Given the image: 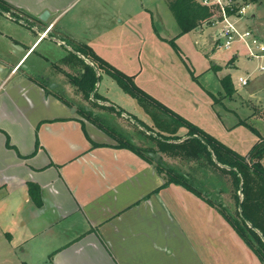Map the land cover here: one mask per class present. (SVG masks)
<instances>
[{"label":"crops","instance_id":"crops-1","mask_svg":"<svg viewBox=\"0 0 264 264\" xmlns=\"http://www.w3.org/2000/svg\"><path fill=\"white\" fill-rule=\"evenodd\" d=\"M4 1L19 15L16 18L0 11L12 21L25 24L26 17L35 21L28 26L35 38L28 44L13 34L5 35L10 49L0 48V264H261L218 208L209 204L210 194L197 196L182 185H164L165 179L153 163L119 146L94 120L85 118L76 103L62 94L63 86L53 89L65 79L62 71L71 72L60 60L75 44L50 39L55 46L66 48L50 70L26 63L44 41L46 33L39 26L48 21L51 28L58 26L62 38L88 44L102 59L133 77L141 89L217 138L210 130L212 122L206 121L208 116H216L207 94L211 90L198 89L203 101L192 100V96L176 94L170 83L161 87L153 78L157 93L145 80L151 74L159 76L157 66L150 62L141 65L137 54L132 64L120 67L98 50L96 43L110 47L113 38L125 37L126 32H146L148 21L161 37L154 17L168 21L165 13H172L167 1ZM45 11L49 14L42 20L40 15ZM172 28V36H165L174 40L179 28ZM174 43L178 47L176 62L180 55H187ZM163 44L172 47L168 41ZM4 54L10 64L3 61ZM38 58L48 59L42 52ZM167 63L162 67L167 68ZM191 72L193 82L195 74ZM99 73L107 74L97 71L99 79L93 92L101 86ZM221 78V89L216 91L223 89ZM231 80L239 88L232 76ZM54 81L57 84L50 88ZM102 87L100 93L108 96L106 80ZM123 92L128 105L138 109V102ZM146 115L150 119L147 123L136 116L137 120L151 126L152 117ZM180 131L185 134L186 128ZM143 134H137L136 144L156 146ZM28 183L39 187L38 202L30 196ZM215 194L220 200L225 192L219 195L216 188Z\"/></svg>","mask_w":264,"mask_h":264},{"label":"rangeland","instance_id":"rangeland-1","mask_svg":"<svg viewBox=\"0 0 264 264\" xmlns=\"http://www.w3.org/2000/svg\"><path fill=\"white\" fill-rule=\"evenodd\" d=\"M165 15L168 19L165 23L160 21L159 17H154V27L163 37H158V34L150 28L148 21L145 22V25H147L146 32H126L125 37L113 38L110 47L103 43V48L101 42L96 43L98 44V50H103V55L114 64H119L120 67H127L132 64L137 54L141 56L142 61H139L141 65H144L143 62H146V65L150 62L154 64L153 66H157V73L159 76L151 74L152 77L147 76L145 78V80L150 83V88L155 92H157V90L153 88V78L156 79L157 84L161 85V87L165 86L166 83H170L171 87L177 91L176 94H182L185 97L192 96V100H202L203 96H198L197 94L198 89L201 90V88L204 87L211 90L208 91L207 94L213 109L216 111L215 117L217 119L209 116L206 119L208 123L212 122L210 130L212 128L219 140L238 153L243 154L247 152V149L251 147L255 140L256 142L258 141V137L251 129L243 125L240 126V124L237 123L240 119H247V121L261 133V138H264V70H258L259 65L264 64V59H251L247 57L243 46L238 43H235L231 49L215 47L213 44L215 29L208 24L212 18L216 17V13H214L210 19L208 18L202 21L197 20V25L192 30L184 34H179L178 37L176 36L177 38H174L179 46V50L187 55H180V59L176 56L178 60L175 62L174 58L175 55H177L176 49L163 43L169 42L168 39H170V37L168 38L166 36H172V27L173 25L175 27L177 24H175L173 14L165 13ZM23 19L28 21L29 26L35 24V21H32L28 17ZM240 23L242 28H248L264 39V0L258 4L249 3L245 13H243V17L240 19ZM39 28L44 34L46 33L43 39L44 41L39 44L38 48H36L37 50L35 49L26 63H38L40 66L50 70L51 67H53V63H55V59L59 58L66 50V48L62 46H55V43L50 40L53 37L65 41L68 45L83 43L79 39L62 38L60 36L62 31L60 32L58 26L51 28V23L48 21L43 22ZM12 34L22 38L28 44L35 38V34L30 27L19 21H12V18H8L0 13V48H2V50L10 49L8 46V38L4 37L5 35L11 36ZM96 40L98 39H94V41ZM170 40L173 39L171 38ZM125 51H127L125 54L122 53ZM214 51L215 53L213 54ZM40 52L47 55V61L38 58ZM2 56L4 59L3 61L10 64L8 56L5 54ZM158 59H161L162 62L158 63ZM167 59H169V63H167ZM105 60L112 64L107 59ZM164 63H167V68L162 67ZM183 63L186 67L189 66L191 71L194 72L195 75L192 76L193 82H191L190 78V75L193 73L189 68V70H187ZM159 64H161V67H158ZM152 70L151 68V72ZM228 72L231 73L235 84L239 87H234L235 92L230 97L225 95L224 89L216 91L218 88L221 89L219 79L228 74ZM99 74L102 79L101 86L98 87L97 91L90 93L89 98H85L79 92L74 91L72 86L67 83L66 77L53 89L61 90V86H63L62 94H64L65 97H70L69 99L74 101L80 110L82 106L85 107L88 113V116L84 114L85 118L93 120L94 117L104 125V127L116 134L118 138L120 137L121 139L122 137V139H124L126 137H131L136 142L137 134H141L143 129L136 125L134 121H136L138 117L147 123L150 119L149 116L146 115V110L139 103L138 107L140 109H134L132 106L128 105L129 99L126 98L127 96L125 93L119 89L115 80L108 74ZM241 79H247L246 84H242ZM105 80L108 82L109 89L107 95H110V97L100 93L102 92L101 90H103L102 82ZM51 84L57 83L54 81ZM147 85L149 86V84ZM146 116H148V118ZM236 126H238V128ZM151 127L157 128L153 123ZM143 133L147 134L146 132ZM145 134L143 135L147 136ZM177 134L181 136V138L186 136L184 132L180 130L177 131ZM115 138L117 137L115 136ZM115 138L113 139L116 142L120 140ZM151 143L154 142L151 141ZM157 154L163 162L174 168L180 169V171L182 170V172L189 173L194 179L198 175L197 177L199 180L195 181V183L200 188L202 194L206 195L209 193L211 196L214 194L215 184L214 181L211 182L210 178L212 175L216 176V173L212 168L208 166L207 170L204 166H202L203 168L198 166L200 161L172 157L164 153ZM203 161L201 162L203 163ZM200 181H205V183H201ZM226 181V184H228V186L230 185V188L225 192L223 200L225 203H229L230 201L233 203V186H231L229 177H227ZM217 200L218 198L216 197L215 201ZM232 203L231 205L233 206Z\"/></svg>","mask_w":264,"mask_h":264},{"label":"trees","instance_id":"trees-1","mask_svg":"<svg viewBox=\"0 0 264 264\" xmlns=\"http://www.w3.org/2000/svg\"><path fill=\"white\" fill-rule=\"evenodd\" d=\"M166 1L178 25L179 34L187 33L197 25V20L210 19L216 12L215 8L202 5L199 0ZM240 1L258 4L262 0ZM13 8L4 0H0L1 12L9 13L11 16L19 18V15L12 11ZM24 22L29 26L28 21L25 20ZM169 42L178 51L174 40H169ZM60 63L70 66L71 72L65 70L62 72H64L68 82L85 98H89L90 93L95 90L99 79L97 71L102 70L110 75L123 91L132 96L150 114L153 125L157 128L148 126L139 120H136V122L143 128L141 133L153 132L144 134L147 135L145 136L147 142L150 140L155 141L156 146L136 144L131 137L124 139L121 137L120 139L96 118L93 117V120L108 135L113 138L116 136L117 138L115 139H120L117 140L119 146L128 147L146 161L153 163L156 170L164 177V185L176 183L197 196H203L200 188L195 183V181L199 180L198 175L194 179L189 173L182 172V170L174 168L161 159L155 161L149 155L150 152L200 161L198 166H204L207 170L208 166L212 168L216 173V176L212 175L210 178L211 182L214 181L215 192L208 200L209 204L218 208V211L237 235L256 254L261 264H264V165L262 163L264 158V138H261V133L247 119H240L237 124L251 129L257 135L258 141L251 146L247 154H240L152 97L136 85L133 77L106 62L88 44H75L68 55L60 60ZM221 83L225 95L228 97L232 96L235 88L230 74L223 76ZM60 98L68 103L63 96ZM81 110L82 113L88 116L84 106H82ZM180 128H186V136L184 138L177 134ZM227 177L230 178L231 186H233V203L232 201L225 203L223 199L215 201L216 188L219 190V195L229 190L230 185L226 184ZM200 182L205 183V181ZM28 190L32 199L38 202L39 187L34 183H28Z\"/></svg>","mask_w":264,"mask_h":264},{"label":"built area","instance_id":"built-area-1","mask_svg":"<svg viewBox=\"0 0 264 264\" xmlns=\"http://www.w3.org/2000/svg\"><path fill=\"white\" fill-rule=\"evenodd\" d=\"M202 5L216 9V17L209 25L215 29L213 44L218 48L231 49L235 43L242 45L247 57L264 59V39L248 28H242L240 19L249 3L240 0H199ZM260 71L264 64L259 65ZM246 84L247 79H241Z\"/></svg>","mask_w":264,"mask_h":264},{"label":"water","instance_id":"water-1","mask_svg":"<svg viewBox=\"0 0 264 264\" xmlns=\"http://www.w3.org/2000/svg\"><path fill=\"white\" fill-rule=\"evenodd\" d=\"M48 14L49 13L45 11L44 13L40 15V19L45 20L48 17ZM53 87H54V84H50V88H53ZM149 155L153 157L155 161H158L160 159V156L158 154H154L150 152Z\"/></svg>","mask_w":264,"mask_h":264}]
</instances>
